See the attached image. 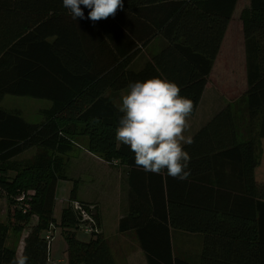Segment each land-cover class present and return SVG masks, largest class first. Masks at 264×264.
Masks as SVG:
<instances>
[{"label":"trees","instance_id":"1","mask_svg":"<svg viewBox=\"0 0 264 264\" xmlns=\"http://www.w3.org/2000/svg\"><path fill=\"white\" fill-rule=\"evenodd\" d=\"M236 4L124 0L114 18L93 24L72 20L62 0H0V102L5 95L51 102L40 109L38 123L0 106V199L8 207L0 220V264H10L17 244L10 236L20 235L33 216L37 222L22 251L28 264H50L44 233L53 224L62 231L68 264H117L97 204L78 200L91 207L99 228L85 239L77 236L80 222L70 204L58 223L53 217L64 155L75 136L86 137L92 154L127 168L128 209L118 232L135 233L146 264H193L173 254V230L202 237L194 264H264V0H249L240 15L249 129L242 130L230 106L216 113L192 136L194 143L185 145L191 156L187 180L136 167L134 154L115 140L122 113L108 94L160 77L194 102L193 115ZM156 38L159 51L134 67ZM32 148L30 158L14 163ZM76 187L69 201L77 200Z\"/></svg>","mask_w":264,"mask_h":264},{"label":"clouds","instance_id":"2","mask_svg":"<svg viewBox=\"0 0 264 264\" xmlns=\"http://www.w3.org/2000/svg\"><path fill=\"white\" fill-rule=\"evenodd\" d=\"M62 5L72 20L88 19L95 24L114 18L123 10L124 0H62ZM84 8L89 10L87 17ZM180 93L179 85L160 77L129 84L121 97L122 116L115 140L134 154L137 168L153 174L166 171L183 181L190 175L191 156L185 145L193 144L194 139L185 132L190 128L194 102ZM28 260L24 252H17L10 264H28Z\"/></svg>","mask_w":264,"mask_h":264},{"label":"rangeland","instance_id":"3","mask_svg":"<svg viewBox=\"0 0 264 264\" xmlns=\"http://www.w3.org/2000/svg\"><path fill=\"white\" fill-rule=\"evenodd\" d=\"M237 12L241 15V12L249 7V0H237ZM239 15V18H240ZM240 20V19H239ZM243 36H227V38L224 41L223 48L220 52V57L217 61V63L214 65L212 74L208 77V83L207 86H205V92L203 94V99L201 103V112H215L218 109L225 108L226 106H230V109L238 116L239 121L241 122L242 130H248L249 129V120L248 116L245 113L244 110V92L246 88V81H244V73L242 71L241 67H236L235 72H226V65H228V59L230 61L229 56H232L234 54V57L231 59L230 62L234 61L235 64L238 63V60L242 59L243 57ZM161 40L159 38H156L148 48H146L134 61L133 66L138 67L143 60L146 58L147 55H150V53L158 49L160 47ZM228 51H232L231 55H227ZM241 56V57H239ZM231 78V80H230ZM127 90H121V91H108V94L112 97V100L118 105V108L121 105V97L126 94ZM51 104L50 101L44 100V99H38L28 96H13V95H5L3 99L0 102V106L5 109L8 112L17 113L20 115L24 120H26L29 123H38L43 118L40 109L49 107ZM241 118V120H240ZM199 120V119H198ZM189 124L190 128L185 132V135L195 127H197L196 122L189 118ZM194 124V126L192 125ZM73 139L77 140L79 139V136L73 137ZM35 153V149H29L26 152L18 155L16 158L13 159L14 163H20V161H23L27 158H30ZM65 158V157H64ZM100 158V157H99ZM102 159V158H101ZM103 160V159H102ZM104 161V160H103ZM260 170L264 172V162L260 165ZM90 184V182H88ZM88 184V185H89ZM98 185L100 186V189L102 191H110L111 186L109 184H106L105 177L97 178L95 182V187L98 188ZM64 186H58L56 191V202L54 206L53 211V217L58 223L60 218V212L62 208L67 206V201L63 200L61 197L65 196L67 193V190L63 191ZM87 194H95L94 187L93 191H86ZM91 195V197L93 196ZM114 196H116L113 193ZM67 196V195H66ZM118 197V201L122 203L120 206L116 207V202L113 201V204L111 205L110 202H108L107 205V212L109 215L105 218V232L104 237L108 241H114L117 237H115V234L118 232V220L116 218V215L118 212L122 211L125 207V200L121 196V194ZM8 210V207L6 205V201L1 198L0 199V220H4L6 216V211ZM37 217L33 216L30 220V222L25 226V229L22 231L20 235H12L10 236V241L13 243L16 240L19 241L21 235L23 234V238L28 235L30 232L32 226L34 223H36ZM53 231H52V239L50 241V247L54 250L53 254L55 255V259L58 257H61L63 259V263L59 264H66V256L64 257V246L65 241L62 235V231L60 227H58L56 224H53ZM55 230V231H54ZM18 236V237H17ZM78 238L85 239L88 238L89 235L84 234L83 232H78L77 234ZM199 234L197 233H188L183 232L180 230H173L171 233V243H172V250L173 254L181 258L183 260H186L190 263L194 264V251L196 252L199 248ZM201 237V236H200ZM202 238V237H201ZM10 242V243H11ZM111 242V243H112ZM126 242L130 244H136L138 243L136 239V235L133 232V234L129 235ZM201 242V241H200ZM9 243V241H8ZM116 244H112L114 251L116 252V255L118 257V260L120 264H123L124 261L120 257V253L116 249ZM110 246V243H109ZM111 249V248H110ZM136 263H138V259H136ZM125 264V263H124Z\"/></svg>","mask_w":264,"mask_h":264},{"label":"crops","instance_id":"4","mask_svg":"<svg viewBox=\"0 0 264 264\" xmlns=\"http://www.w3.org/2000/svg\"><path fill=\"white\" fill-rule=\"evenodd\" d=\"M237 5V4H236ZM238 12H237V6H235L234 11L232 13L231 19L228 23V27L224 33V39L221 44L220 52L221 49L223 48V44L227 36H243V32L241 29V22L239 18ZM212 35H215L214 33ZM211 35V36H212ZM160 36V35H156ZM200 36V34H198ZM156 40V39H154ZM153 40V41H154ZM151 41L150 44L153 42ZM150 44L146 47L148 48ZM145 48V49H146ZM144 49V50H145ZM160 47L158 49L153 50L150 55H153L159 51ZM220 52L215 59L213 63L214 65L217 63L219 57H220ZM232 51H228L227 55H231ZM244 52V50H243ZM147 55L146 57L150 56ZM234 57V54L232 56H229L228 58L231 59ZM241 57V56H239ZM135 61V60H134ZM228 59V65H226V72H235L236 67H241L242 71L244 73V81H246V66H245V53L243 54L242 59L238 60V63L235 64L234 61L230 62ZM213 68L209 74V76L212 74ZM208 76V77H209ZM231 80V78H230ZM207 83H208V78H207ZM207 86V84H206ZM247 87V85H246ZM206 88V87H205ZM128 91V89H126ZM246 90V88H245ZM205 92V89L203 91V94ZM203 94L200 100V103L198 105V108L196 112L190 116V119L196 122L197 127L194 126L187 134L186 136L190 135L193 136L201 127H203L208 121L214 117L216 113H218L222 109H218L215 112H201V103L203 99ZM113 103L118 107V105L113 101ZM120 108V107H119ZM199 119V120H198ZM77 137V136H75ZM72 147L71 149L64 155V160H65V171L64 175L65 178L59 182V186H64L63 191L65 192L67 190V193L65 196H62V199H67L69 197V192L73 188L74 183L76 184V199L79 201L87 202L90 204H97V210L98 214L100 216V222H101V231L102 234L104 235L105 232V218L109 213L107 212V205L108 202L110 204H113V201L116 202V207L120 206L122 203L118 201V197L121 194V196L125 200V207L123 208L122 211L118 212L116 215L117 220L121 217H123L127 213L128 209V190H129V185H128V170L125 166L119 165L117 162L114 163H107L106 161H103L101 158L98 156L92 154L89 152L86 148V137H80L79 139L71 140ZM119 145L120 143L117 142ZM105 177L106 184H109L111 186L110 191H102L100 189V186L98 185V188L95 187V182L97 178ZM90 182V184L88 183ZM89 184V185H88ZM94 187V192L95 194H87L84 189L88 192L93 191ZM89 191V192H90ZM113 193L116 195L114 196ZM91 195H93L91 197ZM121 207V206H120ZM37 222V220H36ZM34 223L33 225H35ZM118 225V224H117ZM55 231V230H54ZM133 234V231L125 232V233H119L117 232L115 234V237H117L113 242L109 241L110 243V248L112 251V254L114 256V259L117 264H120L118 257L116 255V252L113 249L112 244L117 242L116 244V249L120 253L121 259L124 261L125 264H146V259L144 257L143 252L141 249L136 244H128L126 240L128 239L129 235ZM201 241V242H200ZM112 242V243H111ZM23 246H24V238L23 234L21 235L19 241H17L16 244V253L17 252H22L23 251ZM201 247V248H200ZM199 249L194 251V263H198L200 259V253L202 249V238L199 236ZM54 250L50 247L49 250V259H50V264H59L63 263V259L61 257L54 258L55 255L53 254ZM66 256L67 260V254H66V244L64 246V257ZM136 259H138V263H136ZM123 263V264H124ZM68 264V263H66Z\"/></svg>","mask_w":264,"mask_h":264},{"label":"built area","instance_id":"5","mask_svg":"<svg viewBox=\"0 0 264 264\" xmlns=\"http://www.w3.org/2000/svg\"><path fill=\"white\" fill-rule=\"evenodd\" d=\"M24 198V195H21L18 200H21ZM67 201L68 204L72 207V209L78 214L79 222H80V231L84 234L91 235L94 233L99 232L98 225L96 223V220L91 215V207L87 208L84 205H82L78 200H68L63 199ZM25 209V208H24ZM54 227L53 225H50V227L45 231L44 238L48 243V246L50 248V241L52 239V231Z\"/></svg>","mask_w":264,"mask_h":264}]
</instances>
